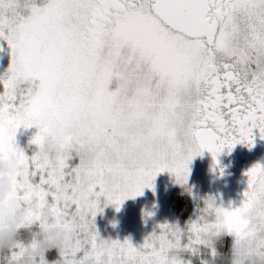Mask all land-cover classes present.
I'll return each instance as SVG.
<instances>
[{"label": "snow or ice", "instance_id": "snow-or-ice-1", "mask_svg": "<svg viewBox=\"0 0 264 264\" xmlns=\"http://www.w3.org/2000/svg\"><path fill=\"white\" fill-rule=\"evenodd\" d=\"M0 42V153L19 162L23 214L7 264L33 229L59 242L55 264H189L223 236L264 250L260 164L239 206L208 197L140 245L101 239L95 223L159 174L186 185L205 151L218 166L264 140V0H0ZM33 127L27 155L15 137Z\"/></svg>", "mask_w": 264, "mask_h": 264}, {"label": "rangeland", "instance_id": "rangeland-1", "mask_svg": "<svg viewBox=\"0 0 264 264\" xmlns=\"http://www.w3.org/2000/svg\"><path fill=\"white\" fill-rule=\"evenodd\" d=\"M9 63L10 54L7 45L5 42H0V73L7 69ZM36 132L35 127L27 130L19 129L15 137L18 147L25 146L23 140L25 133L31 140ZM233 172L223 169L221 175L218 169L210 170L206 166L203 156H199L191 162L190 175L187 184L183 187L175 182V177L170 173L159 174L155 178L153 190L145 188L141 196L126 200L118 212L113 206L103 208V214L97 215L95 220L99 236L105 240L118 239L123 241L130 239L132 244L137 246L142 244L144 239L154 230L158 232L157 226L160 224L179 223L180 226H183L188 218L179 213L176 204L178 196L182 192L190 191L194 210L198 203L208 197L213 198L219 206L227 208L231 204L232 207H237L239 201L233 184L235 181V172ZM237 173L238 176H241L239 172ZM225 185L227 187L223 189ZM185 189L189 191H185ZM100 206L103 207V202ZM148 214L151 216L149 217ZM57 258L58 253L56 251L54 260ZM185 258H191L192 262L196 259L195 257Z\"/></svg>", "mask_w": 264, "mask_h": 264}, {"label": "clouds", "instance_id": "clouds-1", "mask_svg": "<svg viewBox=\"0 0 264 264\" xmlns=\"http://www.w3.org/2000/svg\"><path fill=\"white\" fill-rule=\"evenodd\" d=\"M20 171L19 162L13 153H0V264H7V258L15 248L22 231L23 214L12 198L13 184ZM224 237L210 240L209 247L216 249L215 256L206 254V251L195 256L199 264H264V250L255 245H238L233 242L226 254L221 252L219 249L223 247ZM28 239L29 246L24 251L20 264H55L47 259V253L58 247L59 242L53 235L33 229ZM33 240L35 247L31 246ZM189 264H192L191 258Z\"/></svg>", "mask_w": 264, "mask_h": 264}, {"label": "flooded vegetation", "instance_id": "flooded-vegetation-1", "mask_svg": "<svg viewBox=\"0 0 264 264\" xmlns=\"http://www.w3.org/2000/svg\"><path fill=\"white\" fill-rule=\"evenodd\" d=\"M202 156L210 170H220V168H223L224 171L227 170L233 172L234 170L235 181L233 184L237 199L240 202L241 194L246 189L247 185V177L244 174L255 164L264 166V140L257 137L254 141V146L251 149L244 145H237L230 154L225 150V152L218 157V166L214 165L212 159L208 160L204 153ZM237 172H239L241 176H238ZM226 187L227 186L225 185L223 189H226Z\"/></svg>", "mask_w": 264, "mask_h": 264}, {"label": "trees", "instance_id": "trees-1", "mask_svg": "<svg viewBox=\"0 0 264 264\" xmlns=\"http://www.w3.org/2000/svg\"><path fill=\"white\" fill-rule=\"evenodd\" d=\"M25 134L26 135H23V140L25 142V146L18 147L19 145H17V144H16V146L18 148H20L21 150H24L27 155H31V148L29 147V141L30 140L28 139L29 137L27 136V133H25ZM206 166H208L207 163H206ZM183 193L184 194L181 193L178 196L176 204L178 206L179 213L181 215H183V217L189 218L193 214L194 203L192 201V196H191V194H189V192H183ZM230 245H231V237L226 236L223 239V247L220 248L219 250L226 254L229 250ZM55 255H56V250H52L49 253H47V259L48 260H54ZM192 263L193 264H199V261L197 259H195Z\"/></svg>", "mask_w": 264, "mask_h": 264}, {"label": "water", "instance_id": "water-1", "mask_svg": "<svg viewBox=\"0 0 264 264\" xmlns=\"http://www.w3.org/2000/svg\"><path fill=\"white\" fill-rule=\"evenodd\" d=\"M204 153H205V155L207 156L208 159H210V160L212 159L211 155L207 151H205Z\"/></svg>", "mask_w": 264, "mask_h": 264}]
</instances>
